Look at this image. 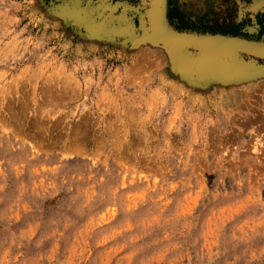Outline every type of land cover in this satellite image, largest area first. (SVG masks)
I'll list each match as a JSON object with an SVG mask.
<instances>
[{
	"label": "rangeland",
	"instance_id": "374dc122",
	"mask_svg": "<svg viewBox=\"0 0 264 264\" xmlns=\"http://www.w3.org/2000/svg\"><path fill=\"white\" fill-rule=\"evenodd\" d=\"M139 4L0 0V264H264V69L197 71ZM168 18L259 40L264 0Z\"/></svg>",
	"mask_w": 264,
	"mask_h": 264
},
{
	"label": "water",
	"instance_id": "95a60500",
	"mask_svg": "<svg viewBox=\"0 0 264 264\" xmlns=\"http://www.w3.org/2000/svg\"><path fill=\"white\" fill-rule=\"evenodd\" d=\"M139 7H140L142 15L145 18V25L143 26V29H142L143 37L154 39L156 43L165 47L168 51L172 53V55L176 57H179L178 55L182 54L181 58L180 57L179 58L182 61L185 60L184 63H186V61H189L190 59L201 61V59L196 58V55L198 54L196 50L199 51L201 49L200 46H198L199 41H197L196 39L195 40L193 39V41H191L192 43L190 44H186V45L182 44V45L174 46L168 42L169 38L166 35L164 38L163 33H165V31L171 34L172 32H174L178 34H188L190 36L195 35V36H198L199 38H202L205 36L229 37L230 39H242L244 41H249V42L260 44V46L257 49H255L256 52H253L252 50H248V49L247 50L249 52H245L247 54L250 53L251 55L256 56L254 57L255 59L253 60H251L252 57L243 58L239 55H236V57H233V58H225V60L221 62L220 60L224 58H221L223 56H219L220 57L219 59L215 58L214 60H212V62H210L211 60L201 61L199 66L204 63H208V64L211 63L213 65L216 64V67L218 70H222L220 68L225 67V69H228V67H231L230 64L234 63L235 66H242L244 69H249V68L256 69V70L264 69V68H260V67H264L263 66L264 65V47L262 46V44H264V35L261 37V39L255 40V39H250V38H247L241 35L211 33V32L202 33V32H197V31H192V30H178L175 26L172 25V23L170 22L168 18V0H140ZM195 43L197 45H195ZM232 45H235V44H232ZM231 47L233 48L235 46H231ZM231 50L236 53V50H233V49ZM256 53H260V54H256Z\"/></svg>",
	"mask_w": 264,
	"mask_h": 264
},
{
	"label": "bare ground",
	"instance_id": "6f19581e",
	"mask_svg": "<svg viewBox=\"0 0 264 264\" xmlns=\"http://www.w3.org/2000/svg\"><path fill=\"white\" fill-rule=\"evenodd\" d=\"M163 35H164V38L166 35L169 38L168 42L174 46L182 45V44L183 45L190 44V43H192L191 41H193V39L194 40L196 39L197 41H199L198 46H200V48H201L200 50L203 52V53H200V52L199 53L203 54L205 56L204 59L207 57L208 59L207 58L206 59L211 60V62L213 59H215V57L222 56L224 54L236 57V55H238L237 51L249 52L248 50H252L253 52H256L255 49H257L260 46V44L249 42V41H244L242 39H230L229 37H221V36H216V37L205 36V37L199 38L198 36H195V35L190 36L188 34H178V33H174V32H172V34H171V33H168L166 31H165V33H163ZM232 44H235V45H232ZM195 45H197V44L195 43ZM231 46H235V47L232 48ZM262 46L264 47V44H262ZM231 49L236 50V53L234 51H232ZM256 54H260V53H256ZM201 61H197L195 66H194V67H196L197 71L199 70V64L201 63ZM187 62L188 61H186V64H187ZM193 62H191V63L193 64ZM233 65L234 64H232L231 66H233ZM214 67L217 68L216 66H214ZM241 68H242L241 70H235V69H237L235 66V68H228V69L220 68V69H222L221 71L232 74L233 76L237 75L239 73H241L240 75H246L247 73L250 74L249 70L251 68L250 69H244L243 67H241ZM260 68H264V67H260Z\"/></svg>",
	"mask_w": 264,
	"mask_h": 264
}]
</instances>
